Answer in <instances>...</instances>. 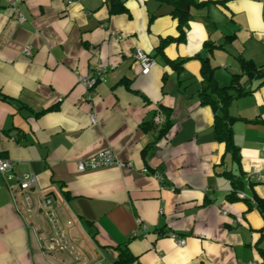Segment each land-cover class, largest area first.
Listing matches in <instances>:
<instances>
[{"label":"crops","instance_id":"obj_1","mask_svg":"<svg viewBox=\"0 0 264 264\" xmlns=\"http://www.w3.org/2000/svg\"><path fill=\"white\" fill-rule=\"evenodd\" d=\"M9 1L0 0V157L35 175L33 202L52 200L80 258L47 248L42 211L28 212L0 175V264H122L124 247L135 257L127 264H264V216L253 199L264 200V0H195L204 4L191 9L185 39L162 49V38L179 35L164 2L119 0L124 9L112 12L110 0H14L19 23ZM136 49L155 66L143 70ZM198 55L219 86L238 74L236 87L248 92L227 106L238 163L198 95ZM91 71L103 79L89 90L79 78ZM163 107L171 126L157 139ZM106 148L130 165L77 170ZM254 168L261 179L250 183ZM237 178L244 199L229 198Z\"/></svg>","mask_w":264,"mask_h":264},{"label":"built area","instance_id":"obj_2","mask_svg":"<svg viewBox=\"0 0 264 264\" xmlns=\"http://www.w3.org/2000/svg\"><path fill=\"white\" fill-rule=\"evenodd\" d=\"M66 1L69 3L74 0ZM9 5L14 9L16 20L19 23L24 22L25 17L19 10L16 2L14 0H10ZM23 54L25 56H30L32 54V46L26 44L23 49ZM133 57L140 64L141 68L145 71L151 69L156 64V61L153 57H151L140 49H136L134 51ZM102 79L103 77L101 73L93 71H91L87 76H81L79 78L82 85H84L89 90H91L96 85V83ZM90 119L92 122H95V115L92 114ZM162 121L163 114L160 110H157L154 116V122L160 124ZM129 165V163H124L122 160H120L110 148H106L101 151H98L97 153L84 160L78 161L76 167L79 172H84L86 170H92L103 167H124ZM143 171L147 172V169H143ZM0 175L4 179L6 186L9 190L20 193L24 206L28 212H31L35 207L39 208L42 211L47 223L49 224L51 231L47 248L51 250L59 249L61 251H66L74 259L78 260L80 258V254L76 252L73 245L68 243L65 239L64 231L59 223V220L55 216L53 210L50 208L52 200L50 198H44L42 200H38L35 203L33 202L31 191L37 185V179L35 175L31 172L17 171L15 162L11 159L4 157H0ZM153 175L163 185H166L164 184V179L160 174L154 173ZM246 179L250 183L252 181H260L261 177L259 176V169L254 168L253 170L248 172V174L246 175ZM236 195L238 198L241 199L246 198V196L241 191H238ZM137 227L140 230H144L146 228V226L140 223L139 221ZM169 236L177 242L178 246H183L185 244V239L182 236L173 232L170 233Z\"/></svg>","mask_w":264,"mask_h":264},{"label":"trees","instance_id":"obj_3","mask_svg":"<svg viewBox=\"0 0 264 264\" xmlns=\"http://www.w3.org/2000/svg\"><path fill=\"white\" fill-rule=\"evenodd\" d=\"M158 2H164L172 7L171 15L177 20V29L179 35L176 38L168 37L162 38L159 44V49H162L165 44L174 40L177 42L183 41L185 39V29L187 28L188 22L191 18V9L203 6V2H198L195 0H157ZM110 10L112 12H117L123 10L124 7L119 0H110ZM119 6L120 8L118 9ZM201 76L203 78V85L198 91L201 103L210 105L214 111V121H213V133L215 139L219 142H223L227 152L230 153L232 159L235 162H239L240 154L239 148L233 140V132L229 124L230 117L227 113V106L230 101L248 92L237 88V82L241 75H233L232 82L228 86H219L213 76L214 67L211 66L209 61L205 58H201ZM174 66L179 63L172 62ZM242 70L243 74L248 78L254 77L256 74V68L249 60H242ZM127 83V81H122ZM163 114V121L157 124L156 138L159 139L163 137L171 126V110L168 107L161 108ZM154 123V122H153ZM152 123H145L143 128L146 129L148 125ZM242 175V174H241ZM242 177V176H241ZM234 181V191L235 193L242 188V178H237ZM235 193H230L229 198H234ZM255 202V207L264 216V200L260 198H253ZM261 256L264 258V251H261ZM135 257L129 252L127 247L120 250L117 263L127 264L133 261Z\"/></svg>","mask_w":264,"mask_h":264},{"label":"water","instance_id":"obj_4","mask_svg":"<svg viewBox=\"0 0 264 264\" xmlns=\"http://www.w3.org/2000/svg\"><path fill=\"white\" fill-rule=\"evenodd\" d=\"M233 123V119H230V124Z\"/></svg>","mask_w":264,"mask_h":264}]
</instances>
